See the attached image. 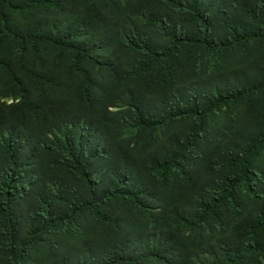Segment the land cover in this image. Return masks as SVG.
Returning <instances> with one entry per match:
<instances>
[{
  "label": "trees",
  "instance_id": "1",
  "mask_svg": "<svg viewBox=\"0 0 264 264\" xmlns=\"http://www.w3.org/2000/svg\"><path fill=\"white\" fill-rule=\"evenodd\" d=\"M0 264H264V0H0Z\"/></svg>",
  "mask_w": 264,
  "mask_h": 264
}]
</instances>
